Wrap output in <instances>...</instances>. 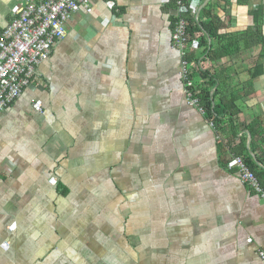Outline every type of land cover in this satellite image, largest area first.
Here are the masks:
<instances>
[{
    "label": "crops",
    "instance_id": "crops-1",
    "mask_svg": "<svg viewBox=\"0 0 264 264\" xmlns=\"http://www.w3.org/2000/svg\"><path fill=\"white\" fill-rule=\"evenodd\" d=\"M27 1L0 0V32ZM200 2V16L211 6L203 21L214 18L226 37L264 7ZM92 6L0 111V264H262L264 199L227 168L228 132L218 139L188 105L180 77L185 59L196 88L207 84L199 65L223 79L229 70V89L251 85L235 121L245 127L264 118V72L250 80L262 46L253 37L210 63L206 48L221 44L204 32L206 46L188 29L185 55L174 46L175 0Z\"/></svg>",
    "mask_w": 264,
    "mask_h": 264
},
{
    "label": "built area",
    "instance_id": "built-area-1",
    "mask_svg": "<svg viewBox=\"0 0 264 264\" xmlns=\"http://www.w3.org/2000/svg\"><path fill=\"white\" fill-rule=\"evenodd\" d=\"M175 27L173 44L185 55L188 44L187 16L198 21L200 0H175ZM93 12L92 0H29L23 8L12 9V20L0 32V111L22 97L24 89L31 86L36 69L49 60L54 48L66 37L67 25L76 15H90ZM193 65L184 59L180 69L188 105L205 115L198 93L191 77ZM34 108L41 112L39 102ZM210 127L216 131L212 121ZM220 139V135L217 134ZM229 170L236 169L241 182L250 187L264 199V188L256 176L249 170L241 156H233L228 164ZM53 182V181H52ZM251 242V240L249 241ZM7 249L8 243L1 245ZM264 264V249L258 251Z\"/></svg>",
    "mask_w": 264,
    "mask_h": 264
},
{
    "label": "trees",
    "instance_id": "trees-1",
    "mask_svg": "<svg viewBox=\"0 0 264 264\" xmlns=\"http://www.w3.org/2000/svg\"><path fill=\"white\" fill-rule=\"evenodd\" d=\"M210 5L205 8L203 14L198 17V21L190 18L188 22V33L190 38L199 39L201 47L206 46L204 39L198 36L199 32L206 33L211 40H217L221 46L215 49L207 47L208 57L210 63H214L218 59L231 57L241 52L240 42H244V48L248 47V40L250 38H256L258 43L262 46V51L259 55L258 63L253 67L250 80L256 79L264 72V7H258L257 9L250 11V15L253 17L252 27L243 31L234 33L228 37L220 35L221 24L214 23L213 18L210 22H204L203 17L210 15ZM221 52V53H219ZM190 59V57H189ZM198 66V65H197ZM204 70V71H203ZM199 72L202 77V81H207V84H203L198 88V97L200 99L201 106L205 110V115L208 121H212L216 126L218 135L222 136L228 132V137L221 139L222 146L221 151L223 154H230V158L233 156H241L249 170L256 176L261 186L264 188V156L257 154L256 144L257 139H264V118H257L252 124L242 125L236 124L235 121L242 114L241 102L244 99H250L253 95V87L241 88L239 90L229 89L226 84L230 82L232 74L226 70L222 73L225 74L223 79L220 72L214 74L210 73L208 69H202L199 65ZM244 130L250 136V144L247 145V136L242 135L239 138V132ZM223 134V135H222ZM224 138V137H223ZM228 164V163H227Z\"/></svg>",
    "mask_w": 264,
    "mask_h": 264
}]
</instances>
